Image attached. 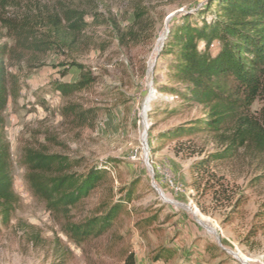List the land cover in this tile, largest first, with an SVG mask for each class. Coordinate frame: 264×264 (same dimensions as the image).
Segmentation results:
<instances>
[{
  "label": "rangeland",
  "instance_id": "rangeland-1",
  "mask_svg": "<svg viewBox=\"0 0 264 264\" xmlns=\"http://www.w3.org/2000/svg\"><path fill=\"white\" fill-rule=\"evenodd\" d=\"M206 2L16 0L0 11V18L46 30L54 16L63 20L65 10L74 9L86 13L88 25L75 46L43 55L22 51L0 20V44L17 46L23 56L10 65L20 95L5 112L20 204L10 223L0 225V264H123L126 251L135 254L136 264H264V220L256 219L264 211V161L241 150L201 177L190 166L219 149L212 135L158 138L201 116L200 109L172 112L179 100L157 87L174 84L167 76L170 57L162 56L171 25ZM81 72L95 79L88 89L69 97L53 89L55 81H78ZM72 103L96 110L92 126L65 120L63 109ZM262 105L257 101L253 113ZM46 132L64 144L55 152L83 161L81 172L116 162L108 169L111 180L72 210L74 222L136 182V197L105 236L74 244L65 221L31 193L23 148L44 143ZM180 143L196 153L177 155Z\"/></svg>",
  "mask_w": 264,
  "mask_h": 264
},
{
  "label": "trees",
  "instance_id": "trees-1",
  "mask_svg": "<svg viewBox=\"0 0 264 264\" xmlns=\"http://www.w3.org/2000/svg\"><path fill=\"white\" fill-rule=\"evenodd\" d=\"M14 1L0 0V11ZM141 15L137 14L140 20ZM85 17L86 13L80 10L66 9L65 18L54 16L46 30L36 29L29 22L0 20L13 31L22 51L44 55L75 46L78 36L87 29ZM215 43L217 48L213 51ZM162 56L170 57L167 76L174 84L158 86V93L179 100L172 112L200 109L201 116L159 134L158 138L212 135L220 145L214 153L194 161L190 172L204 177L213 163L230 160L241 150L253 160L264 161V0H207L195 12L180 14L170 27ZM21 58L17 46L0 44V225L10 223L20 204L14 191L5 112L10 101L20 95L19 79L10 65ZM94 82L91 74L81 72L78 81H55L52 87L69 97ZM257 101L263 105L255 114L252 107ZM63 116L74 127H90L97 112L72 103L64 107ZM45 135L44 143L23 148L21 162L27 170L31 193L45 204L48 212L65 221L64 232L74 244L105 236L136 197V182L116 200L112 197L104 201L94 215L74 222L72 210L111 180L108 169L116 162L108 161L81 172L83 161L55 152L54 147L64 144L49 132ZM182 146L180 143L176 147L177 155L186 152L185 157H192L196 153L193 148L186 147L185 151ZM110 190L113 193L112 187ZM237 204L242 206L244 202ZM256 219L264 220V211ZM154 220L155 217L149 219L148 224ZM161 258L158 255L156 260ZM123 264H136L135 254L126 251Z\"/></svg>",
  "mask_w": 264,
  "mask_h": 264
}]
</instances>
